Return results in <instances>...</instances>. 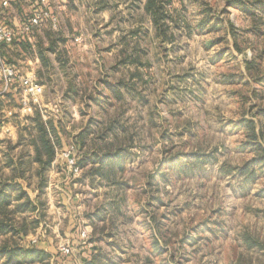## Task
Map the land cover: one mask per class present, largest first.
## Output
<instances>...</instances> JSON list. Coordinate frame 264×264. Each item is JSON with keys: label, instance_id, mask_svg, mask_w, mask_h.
Segmentation results:
<instances>
[{"label": "rangeland", "instance_id": "1", "mask_svg": "<svg viewBox=\"0 0 264 264\" xmlns=\"http://www.w3.org/2000/svg\"><path fill=\"white\" fill-rule=\"evenodd\" d=\"M48 2L56 8L57 23L44 30L46 36L52 29L60 39L69 37L70 54L85 57L77 63L88 73L81 83L103 99L98 106L94 99L83 102L70 129L89 123L98 129L114 119L124 126L121 136L129 154L122 187L113 193L120 194L123 213L132 216L128 231L139 251L135 255L129 244L125 261L264 264V165L253 161L258 157L264 163V147L244 144L247 119L257 122V129L264 125V80L247 69L256 55L253 70L264 69V6L257 10L262 15L258 30L251 14L227 6V0H163L169 10L163 36L146 12L147 0H70L67 8L63 0ZM59 85L54 81V88ZM60 102L55 90L44 91L42 105L49 112H62ZM73 130H67L59 152L62 171L52 176L58 184L56 203L66 195L60 182L83 174L71 171L63 155L74 145L79 163L89 147L71 139ZM5 135H0V149ZM197 152L207 159L188 160L180 168L187 154ZM245 164L254 175L240 172ZM78 186L83 197L86 188ZM59 206L46 205L42 223L48 230L57 229L59 220L65 228L79 221L78 210ZM70 235L55 239L58 250L75 251L83 241ZM38 237H24L22 243L38 245Z\"/></svg>", "mask_w": 264, "mask_h": 264}, {"label": "trees", "instance_id": "2", "mask_svg": "<svg viewBox=\"0 0 264 264\" xmlns=\"http://www.w3.org/2000/svg\"><path fill=\"white\" fill-rule=\"evenodd\" d=\"M227 6H236L251 14L254 19V28L261 29L259 23L262 15L259 16L257 10L264 6V0H227ZM145 7L159 34L164 36L169 27L165 22L169 10L163 0H147ZM228 29L236 38L237 29L234 23H230ZM51 34L52 31L47 30L50 41L47 49L55 51L57 41L66 39H60L54 34L51 36ZM237 44L235 41V46ZM18 48L30 51L32 44L29 41L17 40L11 44H4L0 56L7 57L10 62L14 61L12 53ZM257 56L247 61V69L251 75L254 74L255 77L264 80V69L258 72L253 70L258 63ZM79 86L81 85L74 80L70 96L73 99L77 96L91 99L85 91L84 94L79 93ZM94 103L97 106L102 105L103 99L98 98ZM27 119L28 121L20 126L18 141L8 142L5 163L0 165V264H50V253L38 247L37 244L24 245L21 236L35 232L40 226V217L46 215V202L42 196L48 183V170L53 165L57 152L64 147L63 139L68 135V132L61 119L54 117L45 119L44 114L38 108ZM245 127L248 136L244 144L255 150L263 148L264 143L260 139L264 140V125L257 129V122L247 119ZM123 128L120 121L114 119L106 127L102 125L98 129L89 124L79 134L80 147L84 148L89 145L79 164L86 168L85 174L93 185H115L116 189L122 187L119 179L126 169L125 160L129 154L121 136ZM90 136H92V144L87 142ZM18 146L21 148L16 153L15 150ZM186 158L185 162L179 164L180 168H184L188 160L204 162L207 159L205 153L201 152L193 155L187 154ZM253 161L255 164L264 165L262 161L258 160V157H255ZM5 167H10V171L6 172ZM239 170L247 177L255 174V171L249 170V165L246 164ZM32 192H35L34 196L31 195ZM113 192V190L105 192L107 197L111 198L106 204V211L118 208V203L114 201V198L118 199L120 194L118 193L117 196ZM102 215V210L95 213L96 218H101ZM246 240L249 245L253 244L250 237H246Z\"/></svg>", "mask_w": 264, "mask_h": 264}, {"label": "crops", "instance_id": "3", "mask_svg": "<svg viewBox=\"0 0 264 264\" xmlns=\"http://www.w3.org/2000/svg\"><path fill=\"white\" fill-rule=\"evenodd\" d=\"M63 2V7L67 8L70 0H63ZM44 6H47L53 14L55 13V6H51L48 0H11V5L6 10V18L9 20V23L16 26L20 32L17 41H29L32 44V48L30 51H24L22 48L15 49V52L12 53L14 61L10 62L7 57L4 59L15 65L21 75L25 73L35 74L38 82L43 85L44 91L55 90L59 93L61 95L60 105H62L64 109L59 114H54L52 111L49 112L46 109L47 107H43L42 105L43 93L40 104L36 106L32 112L26 113L22 111L21 108L22 90L18 84H14L4 97L0 107V135L6 134L5 138L1 137L3 142L6 143V146L4 149H0V165L5 163L8 142L11 141L15 143L18 141L20 126L28 121L27 118L33 115L37 108L44 114L45 119L48 117L61 119L67 130L74 129L72 131L71 139L75 140L78 144L80 143V140L78 139L79 134L89 125L85 124L84 126L77 128L74 126V128L70 129L72 126H70L69 123L72 122V118L78 117L76 114L81 111V107L84 106L83 104L85 102L88 104V99L85 98V100L80 96L73 99L70 96V93L73 90L72 84L74 83V80L81 85L79 86V93L84 94L85 91L91 99H94V101L100 98V95L97 96L88 93L90 87L88 88L84 81L81 83L82 77H88V73L87 70L81 66L79 68L77 63H79L80 60H84L85 57L80 56L78 59L70 54L68 36L65 35L66 40L57 41L58 44L56 50L52 51L47 49L50 41L48 36H46V31H44L46 28L52 27L51 21H43L40 25L25 29L28 24V15H32L36 9ZM50 30L52 31V29ZM52 34L55 36L56 33L52 31ZM52 34L51 36H53ZM100 58L99 55V58L96 59L97 66L100 71H103L101 70L102 64ZM47 77L51 82L44 80ZM54 81L60 84L58 89L54 88ZM1 86L2 80L0 77V87ZM98 93H100V90ZM80 101L82 103H80ZM48 105L50 104H45V106ZM82 108L84 109L85 107ZM98 124L101 123L98 122ZM67 137L68 136H65L63 139L64 146H66V142L68 141ZM20 148L21 146L17 147L15 150L16 153L20 151ZM59 152L60 150L57 152L53 165L48 170V183L42 197L46 202V205H49L52 209H54L55 206L62 205L63 207L66 206V208H73L75 211L78 210L79 221H76L75 219L76 222L74 225L65 228L64 225L63 227L60 226L61 220H59V223L56 224L58 225L56 228L58 229L60 226L61 229H58V233L60 234H56L55 231L57 229L51 231L43 226L42 218L44 216H41V223L37 230L28 235H22V239L24 237L39 236L38 238L41 240L37 246L51 254L50 264H132L128 262V260L125 261L126 256L131 254V251L128 249L129 244L132 245V249L134 247V241L128 231L132 216H127L123 213L119 198H114V201L118 203V208L115 207L108 211L105 210L107 206L106 204L111 200V198L107 197L105 192L110 190L115 191V185H93L90 178L85 174L86 168L82 167L83 174L79 179H75V181L69 183H66V181L60 182L61 185L66 188V195H63L65 196V200L63 199L61 202L58 201L57 203L59 205L53 200V198L57 196L56 190L58 184L53 182L52 176H56L62 171V163L59 162ZM82 152L85 154L86 150L83 149V151H81L83 156L84 154ZM5 171L9 172L10 167H5ZM77 182L80 186H85L86 188L83 197H80L79 195L78 191L81 190V187L78 186ZM33 194H35V192H32L31 195L34 196ZM47 195L50 196L48 199ZM99 210L103 211V215L101 218H96L95 213ZM83 229H86L88 232L87 239H83L81 236L80 232ZM61 234H64L65 236L71 234L70 236L78 237L83 241H80L77 244V247L72 254L67 255L64 254L61 249L58 250L57 242L55 243V239L57 240L60 238ZM76 241L77 239H74V242ZM133 252L135 255L139 254V251L136 249H133Z\"/></svg>", "mask_w": 264, "mask_h": 264}, {"label": "built area", "instance_id": "4", "mask_svg": "<svg viewBox=\"0 0 264 264\" xmlns=\"http://www.w3.org/2000/svg\"><path fill=\"white\" fill-rule=\"evenodd\" d=\"M11 0H0V51L2 45L11 44L18 39L20 34L16 26L11 25L6 18V10L10 7ZM51 21L54 27H56L57 17L50 11L47 6L36 9L32 15L28 18V24L25 29H29L32 26L40 25L43 21ZM0 77L2 80V86L0 87V107L6 94L10 91L14 84H18L22 90V111L26 113L32 112L36 106L41 102V97L44 93L43 85L37 80L35 74H20L17 67L2 56H0ZM67 163L70 166V170L78 173L82 167L78 163L76 157V149L74 145H70L65 148L63 152ZM83 239H87L88 232L83 229L81 232ZM61 251L67 255L73 253V248L61 247Z\"/></svg>", "mask_w": 264, "mask_h": 264}]
</instances>
